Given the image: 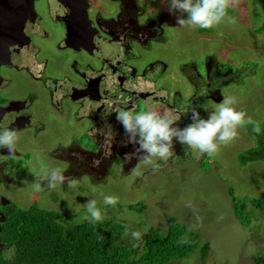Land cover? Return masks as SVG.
Segmentation results:
<instances>
[{"label": "flooded vegetation", "instance_id": "1", "mask_svg": "<svg viewBox=\"0 0 264 264\" xmlns=\"http://www.w3.org/2000/svg\"><path fill=\"white\" fill-rule=\"evenodd\" d=\"M169 1L0 0V228L1 207L11 205L9 188L24 189L22 170L32 175L40 155L65 164L59 173L48 171L66 188L72 179H107L115 162L133 171L152 157L154 131L169 147L162 161H174L172 132L201 117L204 100L188 108L195 91L207 93L197 60H187L183 48L182 57L170 61L164 54L171 52L174 35L182 39L165 19ZM50 42L56 43L54 57ZM223 84L210 90L214 103ZM132 112L140 116L135 120ZM60 123L70 137L56 133ZM214 127L220 139L221 129Z\"/></svg>", "mask_w": 264, "mask_h": 264}, {"label": "rangeland", "instance_id": "2", "mask_svg": "<svg viewBox=\"0 0 264 264\" xmlns=\"http://www.w3.org/2000/svg\"><path fill=\"white\" fill-rule=\"evenodd\" d=\"M168 6L165 19L182 39L177 42L174 35L171 52L164 53L167 60L182 57L183 48L187 60H197L200 77L206 81L210 75L211 87L216 85L217 76L224 81V93L219 90L213 96L216 103L210 99V89L204 97L195 91L188 110L204 100L202 114L178 133L172 132L174 139L169 145L177 155L174 161H162L169 147L163 148L154 131L149 144L154 149L152 157L133 171L124 172L115 162L107 179L83 178L82 183L72 179L66 188L61 185L64 179L56 181L57 174L49 175L48 171L53 168L59 173L65 164L40 155L32 175L22 170L24 189L10 187L11 195L7 196L11 205L1 210L14 205L28 209L37 204L60 213L59 221L67 227L86 220L119 218L137 232L153 227L165 231L170 218L175 217L190 233L201 235L203 242L210 244L207 264H254V256L264 254V163L242 166L239 155L257 146L256 137L244 125L264 124V0H170ZM209 10L228 13L212 16ZM41 45L43 50L52 49L51 57L56 55V43ZM213 53L216 56L209 61L207 56ZM209 62L217 70L210 71ZM194 81L188 83L190 90ZM186 101L189 99L184 100L183 108ZM191 113L187 112L188 117ZM136 116H140L138 112L130 114L135 120ZM162 123L167 130L169 124ZM214 125L221 129L220 139ZM57 132L65 138L71 135L62 123ZM74 133L82 141L83 130L77 128ZM163 137L169 139L165 130ZM232 188L240 199H263L260 209L247 202L251 213L248 227L235 216L229 193ZM140 202L146 207L143 213L128 208ZM199 251L172 264H202Z\"/></svg>", "mask_w": 264, "mask_h": 264}, {"label": "trees", "instance_id": "3", "mask_svg": "<svg viewBox=\"0 0 264 264\" xmlns=\"http://www.w3.org/2000/svg\"><path fill=\"white\" fill-rule=\"evenodd\" d=\"M207 12L212 16L228 13L227 10ZM261 29L264 31V24ZM244 126L256 137L257 146L239 155L240 164L264 163V124ZM229 193L236 218L248 227L251 213L247 202L260 209L263 199H240L233 188ZM128 208L143 213L146 207L140 202ZM4 216L0 228L3 244L0 264H172L190 259L198 249L202 264H207L210 251V244L204 243L201 235L190 233L175 217L170 218L165 231L153 227L147 232H137L119 218L86 220L67 227L60 223V213L37 204L28 209L9 206ZM253 259L254 264H264V254Z\"/></svg>", "mask_w": 264, "mask_h": 264}, {"label": "crops", "instance_id": "4", "mask_svg": "<svg viewBox=\"0 0 264 264\" xmlns=\"http://www.w3.org/2000/svg\"><path fill=\"white\" fill-rule=\"evenodd\" d=\"M212 70L214 71V69H212ZM220 77H222V76H220ZM220 77H219V76L216 77V78H217V79H216V82H221V81H223V79H220ZM209 82H210V81L206 80V86H205V92H206V93H207L208 89H210V90L213 89V87L208 86Z\"/></svg>", "mask_w": 264, "mask_h": 264}]
</instances>
